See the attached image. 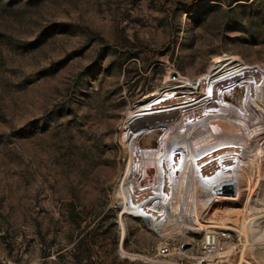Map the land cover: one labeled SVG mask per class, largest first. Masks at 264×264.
<instances>
[{
    "label": "rangeland",
    "instance_id": "374dc122",
    "mask_svg": "<svg viewBox=\"0 0 264 264\" xmlns=\"http://www.w3.org/2000/svg\"><path fill=\"white\" fill-rule=\"evenodd\" d=\"M229 1L0 0V264H178L164 261L174 249L181 264H264V240L246 244L234 225L255 212L264 226V129L208 202L191 186L188 210L233 226L212 228L216 249L206 248L205 229L166 239L126 211L120 240L128 138L161 127L173 110L217 108L206 91L154 109L138 103L169 79L204 78L226 52L240 68L264 69L263 5L237 0L230 12ZM215 78L223 77L207 81ZM218 142L207 150L231 156Z\"/></svg>",
    "mask_w": 264,
    "mask_h": 264
},
{
    "label": "bare ground",
    "instance_id": "6f19581e",
    "mask_svg": "<svg viewBox=\"0 0 264 264\" xmlns=\"http://www.w3.org/2000/svg\"><path fill=\"white\" fill-rule=\"evenodd\" d=\"M213 59L208 73L204 76L205 82L203 85L201 84L203 78L195 80L184 77L169 79L168 84L165 85L162 91H157L147 100L138 103V106L144 105L140 109H148L149 107L154 109L159 106L165 107L169 103L181 102L182 99H188L190 96L199 95L206 91L207 93H212L213 97H215V99L212 98L214 100L211 101V104H215L217 108H207L208 103H203L200 108L190 111H182L180 109V112V110H173L172 113H169L173 118L171 117L167 122H163L161 127H149L147 130L137 132L128 138L130 160L126 166L124 176L119 179V188H117L121 208L119 217L121 224L120 240H123L126 233L121 215L125 211L132 215L146 218L149 221V226L159 231L161 236L166 239L187 235L194 229H205L207 232L204 243L206 248L211 246L212 249H216L218 241L212 228L233 227L227 223L229 217L223 216L214 221H206L207 223L201 222L195 209L188 210L187 204L190 201L189 196L192 184H194L195 189L199 187L202 190L203 194L201 195L208 202L211 196H215V189L233 177L232 167L227 166V164H232L235 159L237 160L256 150V143L262 137L259 133L264 129V69L255 68L258 72L252 73L251 77H249L251 79L246 85V92L241 101L232 104L233 102L230 103L228 100V103L217 94L216 85L219 82L218 79L207 81L208 78L218 76L219 78L223 77L221 79H226L233 74L237 76L238 74L254 70H249L247 67L240 68L242 63L240 57L227 52L216 55ZM179 92L183 93L178 94ZM174 96H176L175 99H173ZM247 110L252 111L253 114ZM165 112L167 111L163 110L159 114ZM191 113H195V115H191ZM247 114L256 119H249ZM148 115L151 114H145L142 119L152 118ZM163 119L162 116L159 117V121ZM170 122L172 123L166 125V123ZM213 122L219 125V133H214L213 127L215 126H213ZM157 124L155 123V125ZM139 134L144 137L141 144H139L140 146H138L136 140ZM150 134L155 136V140L149 141L150 137L146 136ZM207 142H218L217 145L227 142L225 145H227L228 151L225 153L231 154L225 159L227 164L222 163V166L217 171L208 176L204 175L205 172L200 167L202 157L204 158L214 153V151L207 150L209 149ZM177 148L181 149L180 157L179 154L174 152ZM157 149L159 152L155 155ZM218 156L215 157L218 158ZM147 167H152L153 173L149 180V185L151 184L150 181H152L149 186V192L143 193L141 198L134 200L132 179L137 172L143 171ZM240 181H237L238 187H240ZM262 202L264 203V199H262ZM155 205H159V209H153L152 207ZM257 215L255 212L253 216L243 213L239 217L238 224H234L246 244L264 240V226ZM211 248L209 257L212 255ZM120 250L122 253L133 257L142 256L151 259L145 254L126 250L122 244H120ZM179 251L177 249L171 250L168 253L169 259L163 260L181 264L173 255V253H176V256H182Z\"/></svg>",
    "mask_w": 264,
    "mask_h": 264
},
{
    "label": "water",
    "instance_id": "95a60500",
    "mask_svg": "<svg viewBox=\"0 0 264 264\" xmlns=\"http://www.w3.org/2000/svg\"><path fill=\"white\" fill-rule=\"evenodd\" d=\"M258 70H254V71H248L247 73H241L238 74L237 76L234 77H227L226 79H221L219 80V83L216 85V92L217 94H219V96L224 99V100H229L232 101L233 103H239L242 99V97L244 96L245 92H246V84L243 80H242V76H244L245 74H248L246 76H248L247 81L249 82L251 78L252 73H257ZM241 79V80H240ZM239 80V81H238ZM205 82V79L203 78L201 80V84L203 85ZM200 84V86H201ZM213 127L215 132L214 133H219L220 129H218V124L216 122H213ZM217 126V127H216ZM150 137L149 141L151 140H155V136H153L152 134L147 135L146 137ZM153 136V137H152ZM144 139L142 134L137 135V143L141 144L142 140ZM176 154H178V152H175ZM219 155V156H218ZM215 156L218 158H215ZM210 155L207 156L206 159L204 160V164L206 167L202 168V170L205 172L204 175L208 176L211 175L212 173H214V171H217V169L219 167L222 166L223 164H227V160H225L227 157L229 156H224L221 157L220 154H216V155ZM218 160V161H217ZM201 163V164H203ZM152 167H147L145 168L143 171L137 172V174L133 177L132 179V183H133V198L134 200L141 198V196H143V193H148L149 192V180L151 179L152 176ZM148 179V180H147ZM151 183V181H150ZM138 184V186H137ZM120 205V203H119Z\"/></svg>",
    "mask_w": 264,
    "mask_h": 264
},
{
    "label": "trees",
    "instance_id": "16d2710c",
    "mask_svg": "<svg viewBox=\"0 0 264 264\" xmlns=\"http://www.w3.org/2000/svg\"><path fill=\"white\" fill-rule=\"evenodd\" d=\"M235 1H237V0H230L229 1V4L231 5V7L229 8V11L230 12H234L235 11V9H236V7L238 6V5H233V3L235 2ZM246 1V0H245ZM261 2V4L263 5V7H264V0H250V2L248 3L249 5H251V4H253V3H255V2ZM209 7H210V5H209ZM205 8V7H204ZM204 8L202 7V8H200V9H198L196 12H194L193 14H192V18H197V17H199L200 15H201V13L204 11ZM235 19V18H234Z\"/></svg>",
    "mask_w": 264,
    "mask_h": 264
}]
</instances>
